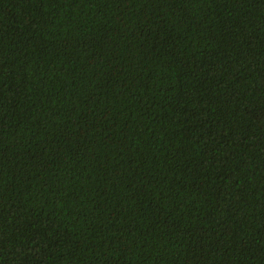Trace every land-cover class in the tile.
<instances>
[{"label": "trees", "instance_id": "16d2710c", "mask_svg": "<svg viewBox=\"0 0 264 264\" xmlns=\"http://www.w3.org/2000/svg\"><path fill=\"white\" fill-rule=\"evenodd\" d=\"M0 264H264V0H0Z\"/></svg>", "mask_w": 264, "mask_h": 264}]
</instances>
